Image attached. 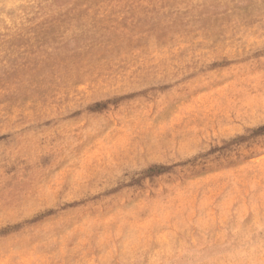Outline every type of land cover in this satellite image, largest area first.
<instances>
[{
    "label": "rangeland",
    "instance_id": "obj_1",
    "mask_svg": "<svg viewBox=\"0 0 264 264\" xmlns=\"http://www.w3.org/2000/svg\"><path fill=\"white\" fill-rule=\"evenodd\" d=\"M0 264H264V0H0Z\"/></svg>",
    "mask_w": 264,
    "mask_h": 264
}]
</instances>
